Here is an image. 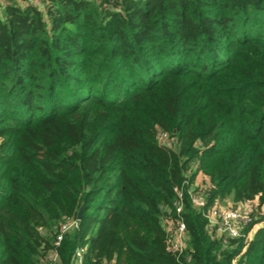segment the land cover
Wrapping results in <instances>:
<instances>
[{"label":"trees","instance_id":"obj_1","mask_svg":"<svg viewBox=\"0 0 264 264\" xmlns=\"http://www.w3.org/2000/svg\"><path fill=\"white\" fill-rule=\"evenodd\" d=\"M189 190L204 210L264 203V0H3L0 264H41L80 207L55 264L77 247L82 264H264V217L223 241Z\"/></svg>","mask_w":264,"mask_h":264},{"label":"built area","instance_id":"obj_2","mask_svg":"<svg viewBox=\"0 0 264 264\" xmlns=\"http://www.w3.org/2000/svg\"><path fill=\"white\" fill-rule=\"evenodd\" d=\"M2 1L3 0H0V3ZM17 1H19L20 3L29 1L34 5H37L41 0ZM156 138L158 143L161 145H164L166 147L173 146V139L162 131H158ZM174 190L176 192L174 211L176 215H180V213L182 212L183 193L181 190ZM188 196L191 200L192 205L202 211L204 217L207 220V227L209 228V230L213 231L218 237H222L223 241H226L227 238H243L244 241L247 242L252 238L253 233L262 225V222L253 224L252 227L249 228L247 232H245V229L247 228L251 220V214L255 212L253 206L251 205L252 202L231 204L234 206H223L220 202H218V200H215L212 206L204 210L203 207L205 206L206 200L201 193L189 190ZM247 204H249L251 208H247ZM77 227V219H69L60 224L59 230L54 239V248L42 260L41 264H55L57 262L58 255L55 247L59 245L64 232L76 229ZM166 232L168 235L166 242V251L174 254L175 257L178 258L179 255L184 252L186 246V228L182 219L177 218L175 221L167 220ZM84 252L85 249L83 247H77L75 249V253L73 256L75 264H82V256ZM185 260L189 261L190 255H186ZM106 264H116V262L114 259H112Z\"/></svg>","mask_w":264,"mask_h":264},{"label":"rangeland","instance_id":"obj_3","mask_svg":"<svg viewBox=\"0 0 264 264\" xmlns=\"http://www.w3.org/2000/svg\"><path fill=\"white\" fill-rule=\"evenodd\" d=\"M197 181H199V180H197ZM231 204H233V203H232L230 200H228V201H224V202L221 203V205H223V206H227V205H231ZM251 205L253 206V209L256 210V215H257L258 217H264V203H263L262 205H258V199H254V200L252 201ZM231 206H234V205H231ZM246 207L249 208L250 205L247 204ZM250 208H251V207H250ZM253 209H252V210H253ZM254 228H255V227H254ZM254 228H253V229H254Z\"/></svg>","mask_w":264,"mask_h":264},{"label":"water","instance_id":"obj_4","mask_svg":"<svg viewBox=\"0 0 264 264\" xmlns=\"http://www.w3.org/2000/svg\"><path fill=\"white\" fill-rule=\"evenodd\" d=\"M81 213H82V207L79 208L78 212H77V215H76V219L77 220H80L81 218Z\"/></svg>","mask_w":264,"mask_h":264},{"label":"crops","instance_id":"obj_5","mask_svg":"<svg viewBox=\"0 0 264 264\" xmlns=\"http://www.w3.org/2000/svg\"><path fill=\"white\" fill-rule=\"evenodd\" d=\"M203 179H205V176H202L201 174H199L198 176H197V178H196V183H199L200 181H202ZM197 180H199V181H197Z\"/></svg>","mask_w":264,"mask_h":264}]
</instances>
